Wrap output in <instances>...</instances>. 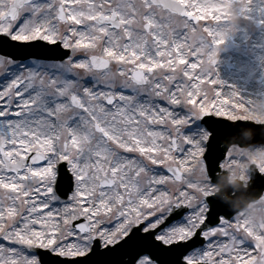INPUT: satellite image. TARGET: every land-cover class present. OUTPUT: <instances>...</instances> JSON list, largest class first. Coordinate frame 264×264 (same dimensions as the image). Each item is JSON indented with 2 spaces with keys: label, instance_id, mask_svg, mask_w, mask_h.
<instances>
[{
  "label": "snow or ice",
  "instance_id": "1",
  "mask_svg": "<svg viewBox=\"0 0 264 264\" xmlns=\"http://www.w3.org/2000/svg\"><path fill=\"white\" fill-rule=\"evenodd\" d=\"M211 8L0 0V264H264V237L186 171L198 147L210 178L229 158L233 126L196 113L237 103Z\"/></svg>",
  "mask_w": 264,
  "mask_h": 264
},
{
  "label": "rangeland",
  "instance_id": "2",
  "mask_svg": "<svg viewBox=\"0 0 264 264\" xmlns=\"http://www.w3.org/2000/svg\"><path fill=\"white\" fill-rule=\"evenodd\" d=\"M216 3L217 0H214ZM212 4L211 10L208 12L209 17L212 16V11L219 12L221 19L218 22V30L226 33L224 43L217 49L216 62L213 65V79H217L218 75L222 72L225 75H237L234 71L232 63L228 62L229 59H239L241 62L245 60L243 71L250 70L246 79L240 82L231 78L223 80L224 85L233 84L241 87L243 82L250 84L251 81L261 86L263 94L258 98L257 102H250L248 104H241L239 108L233 105L232 109L221 110L220 112H211L209 109L197 108V119L202 118L204 115H213L217 118L227 119L229 121L243 120L252 121L256 124H264V58L259 54H264V0H254L248 3L251 11L246 17V11L243 14L240 12L239 0H220L219 7ZM218 6V5H217ZM219 10V11H218ZM239 16V18H238ZM238 21V23H237ZM237 29L239 31L237 32ZM242 33L243 38L240 43H234L232 38L237 34ZM194 35H198L195 34ZM253 38L258 45V57L252 60L254 51L251 49ZM233 45L234 48L231 52H226L224 47L226 45ZM227 54V58L221 64V56ZM240 74V72H239ZM209 87H213L209 85ZM225 93L228 94L227 90ZM201 139L206 140L207 136L202 135ZM204 149L198 152L195 161L193 162L192 169L186 171L190 172L191 177L199 182L201 191L198 195L203 196L205 193L211 195L217 191L216 186L212 185L206 176L205 169L202 164V156ZM255 164L259 172H264V146L249 147L247 149H240L236 146L229 148V158L225 160L221 166L222 170H226L229 175V180L238 179L243 181L244 184L249 180V166ZM236 220L241 226L240 235L246 239H252L253 236L264 237V194L256 202L248 206L247 209L235 215ZM251 230V235L245 229ZM235 227V225H234ZM43 247H50V245H42ZM67 255V253H62ZM248 261L245 262L247 264Z\"/></svg>",
  "mask_w": 264,
  "mask_h": 264
},
{
  "label": "bare ground",
  "instance_id": "3",
  "mask_svg": "<svg viewBox=\"0 0 264 264\" xmlns=\"http://www.w3.org/2000/svg\"><path fill=\"white\" fill-rule=\"evenodd\" d=\"M250 2H254V0H250ZM219 3L220 0H218V7H219ZM250 6L249 4L247 5V10H246V17L249 13V11H251V9H249ZM219 11V10H218ZM239 31V29H237V32ZM243 34L242 33H237L233 38V42L234 43H240L242 41L241 38ZM258 45L257 42H255V39L253 38L252 43H251V49H253L254 51V56L252 57V60L254 58L258 57ZM262 58H264V54H259ZM227 58V54H223L221 59V64L224 62V60ZM230 63H232V65L234 66V71L237 72V75H225V73H221L218 75V78L216 80H218L220 83L217 85L218 90L225 92L227 90L228 94H236V99H237V103L234 104V106L236 108L241 107V104H248L250 102H257L258 98L263 94L261 86L259 84H255L253 83V81H251L250 84H246L245 82L242 81V85L241 87L233 85V84H227L224 85L223 80H226V78H231L233 80H236L237 82L243 79H246V81H248L247 75L248 73H250V70H242L240 67H243L244 65H246L245 60L243 62H241L239 59L235 58V59H229ZM240 72V74H239ZM240 79V80H239ZM264 80V78H263ZM260 95V96H259ZM259 96V97H257ZM202 151V147H198V152ZM49 176H52V170H49L48 173Z\"/></svg>",
  "mask_w": 264,
  "mask_h": 264
},
{
  "label": "water",
  "instance_id": "4",
  "mask_svg": "<svg viewBox=\"0 0 264 264\" xmlns=\"http://www.w3.org/2000/svg\"><path fill=\"white\" fill-rule=\"evenodd\" d=\"M231 144H232V141H231ZM213 181H215L218 185H219V187H220V191H222L223 189H224V187L226 186V183H225V173H223L222 174V176L219 178V176L217 177H215L214 179L213 178H211ZM254 198H246L244 201H243V204L240 206V204L239 205H236L235 207H234V209L232 210V212L234 211H237V210H239L241 207H243V206H246L247 205V203L250 201V200H253ZM240 206V207H239ZM233 212V213H234Z\"/></svg>",
  "mask_w": 264,
  "mask_h": 264
},
{
  "label": "flooded vegetation",
  "instance_id": "5",
  "mask_svg": "<svg viewBox=\"0 0 264 264\" xmlns=\"http://www.w3.org/2000/svg\"><path fill=\"white\" fill-rule=\"evenodd\" d=\"M215 1L212 0V3H214Z\"/></svg>",
  "mask_w": 264,
  "mask_h": 264
},
{
  "label": "clouds",
  "instance_id": "6",
  "mask_svg": "<svg viewBox=\"0 0 264 264\" xmlns=\"http://www.w3.org/2000/svg\"><path fill=\"white\" fill-rule=\"evenodd\" d=\"M237 23H238V21H237Z\"/></svg>",
  "mask_w": 264,
  "mask_h": 264
}]
</instances>
